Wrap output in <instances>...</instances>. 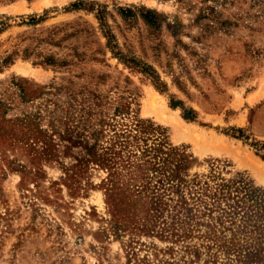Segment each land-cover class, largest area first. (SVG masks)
I'll use <instances>...</instances> for the list:
<instances>
[{
	"label": "rangeland",
	"instance_id": "374dc122",
	"mask_svg": "<svg viewBox=\"0 0 264 264\" xmlns=\"http://www.w3.org/2000/svg\"><path fill=\"white\" fill-rule=\"evenodd\" d=\"M242 195L264 0H0V264H264V229L213 225Z\"/></svg>",
	"mask_w": 264,
	"mask_h": 264
},
{
	"label": "trees",
	"instance_id": "16d2710c",
	"mask_svg": "<svg viewBox=\"0 0 264 264\" xmlns=\"http://www.w3.org/2000/svg\"><path fill=\"white\" fill-rule=\"evenodd\" d=\"M147 13L146 14H150L149 15H145L144 18L145 20L147 21V23H157L159 22L157 19V17L154 15L156 12L155 10H150V9H147L146 10ZM125 9H122L121 10V13L123 15H125ZM100 14V12H99ZM101 19V17H99ZM102 23V22H101ZM155 23V24H156ZM107 38H108V43L109 45H114L115 41H116V38H115V35L109 31L107 32ZM133 61L136 62V59L135 58H132ZM131 59V60H132ZM141 69L145 70V71H155L154 68L150 65V64H147V62H142V65H141ZM244 197H246V200L243 199ZM248 197H250L249 199H247ZM241 200H243L242 202H240V206L241 208L237 209V208H233V209H230L229 211H226V214H225V218H222V214L221 215H217L215 217V221L216 223L213 224L214 226H217L219 224H222L221 226H219V228H217V230H221L223 231L224 228H228L229 225H226L227 221H231L230 223L234 224L232 227L235 229L236 232H244V231H248L250 232V234H254V233H260L263 229H264V222L261 221L260 223L259 222V219L261 217V214L263 216V212H264V200H262L261 198H254L253 196L251 195H248V196H245V195H242ZM250 199H253L252 203L251 204H248V200ZM238 206V207H240ZM246 207V208H243V207ZM249 207V209H247ZM254 207H256V209H254ZM240 209L242 210L240 212ZM216 233V232H215ZM218 236V234H217ZM217 239H221L220 236H218ZM230 242H227L224 241V242H221L219 243V245H229L230 248L229 249H233L235 243L234 241L231 239L229 240ZM262 247V245L260 246ZM260 247H257L256 249L252 248V247H248L247 251L244 252L243 254V258H241L242 262H251L252 260H259L262 258L260 252H261V248ZM232 251V250H231Z\"/></svg>",
	"mask_w": 264,
	"mask_h": 264
},
{
	"label": "bare ground",
	"instance_id": "6f19581e",
	"mask_svg": "<svg viewBox=\"0 0 264 264\" xmlns=\"http://www.w3.org/2000/svg\"><path fill=\"white\" fill-rule=\"evenodd\" d=\"M21 69H22V67H21ZM23 69H24V68H23ZM23 69H22V70H23ZM151 96H152V95H151ZM151 102H153V99H152ZM158 102H159V101H158ZM155 103H156V102H155ZM155 103H153V105H154ZM156 104H157V103H156ZM156 104H155V105H156ZM159 104H160V102H159ZM164 104H165V103H164ZM162 105H163V104H162ZM154 108H155V107H153L152 110H153ZM161 108H163V106H162ZM157 109H158V108H157ZM159 109H160V108H159ZM154 110H155V109H154ZM154 110H153V111H154ZM163 110H164V109H162V112H163L164 114L167 115V113H168L169 111H168V112H167V111L164 112ZM158 112H159V111H158ZM166 112H167V113H166ZM168 114H169V113H168ZM171 114H172V113H171ZM161 115H163V114H161ZM172 115H173V114H172ZM163 116H164V115H163ZM173 116H174V115H173ZM173 116H170V115H169V118L171 117L170 119L172 120V117H173ZM176 116H177V115H176ZM166 117H167V116H166ZM177 117L179 118V116H177ZM160 118H161V117H160ZM169 118H168V119H169ZM175 118H176V117H175ZM175 118H174V119H175ZM179 119H180V118H179ZM171 120H170V121H171ZM177 120H178V119H177ZM181 120H182V119H181ZM174 121H176V119H175ZM174 121H173V122H174ZM178 123H179V120H178ZM183 123H185V122H183ZM176 124H177V123H176ZM180 125H182V124H180ZM182 127H183V126H182ZM184 128H185V127H184ZM188 128H190V127H188ZM192 128H193V127H192ZM194 129H195V128H194ZM186 130H187V129H186ZM191 130H192V129H191ZM195 130H196V129H195ZM195 130H194V131H195ZM185 132H186V131H185ZM189 132H190V129H189ZM195 132H196V131H195ZM195 132H194V133H195ZM194 133H193V134H194ZM184 134H185V133H184ZM196 134H197V133H195L194 135H196ZM185 135H186V134H185ZM185 135H184V136H185ZM198 135H199V134H198ZM188 136H190V134H189ZM197 139H198V138H196V140H197ZM199 139H201V138H199ZM201 141H202V140H201ZM251 160H252V159H251ZM256 160H257V159H256ZM255 162H256V161H255ZM255 165H256V164H255ZM260 180H261V179H260Z\"/></svg>",
	"mask_w": 264,
	"mask_h": 264
}]
</instances>
